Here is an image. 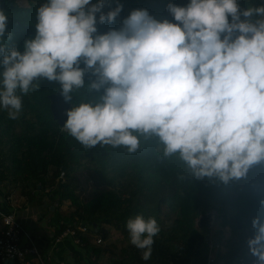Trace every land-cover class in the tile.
<instances>
[{
    "label": "clouds",
    "instance_id": "clouds-1",
    "mask_svg": "<svg viewBox=\"0 0 264 264\" xmlns=\"http://www.w3.org/2000/svg\"><path fill=\"white\" fill-rule=\"evenodd\" d=\"M103 6L104 0H47L23 52L6 47L8 16L0 10V109L9 119L23 108L18 90L26 95L45 78L59 82L69 101L91 71L89 90L103 94L71 107L63 126L85 149L135 152L140 136H155L163 155L178 154L192 176L225 184L264 162V5L241 11L238 0L169 3L175 22L135 9L120 29L99 34L97 13L99 23H112L122 10L104 13ZM252 226L249 249L264 264V220L256 216ZM126 227L149 260L160 232L156 218L138 214Z\"/></svg>",
    "mask_w": 264,
    "mask_h": 264
},
{
    "label": "trees",
    "instance_id": "trees-1",
    "mask_svg": "<svg viewBox=\"0 0 264 264\" xmlns=\"http://www.w3.org/2000/svg\"><path fill=\"white\" fill-rule=\"evenodd\" d=\"M45 2L0 0V10L8 16L4 38L7 48L24 51L25 41L36 35L37 9ZM189 2L104 0V13L118 5L122 10L112 23H99L97 13L98 33L120 29L135 9H147L158 20L175 22L168 11L169 3L186 6ZM238 4L243 11L264 5V0H238ZM9 32L11 40L7 38ZM80 67H84L83 61ZM3 70L0 63V72ZM84 79L85 86L72 92L70 108L81 102H98L103 94V88L99 92L89 90L88 84L96 79L91 71H86ZM34 83L37 89L26 95L18 90L23 108L17 119H9L7 111L0 109V183L6 191L14 188L35 201L49 197L56 204L70 205L88 195L87 201L97 207L95 216L90 217L83 207L75 208L68 216L71 225L82 222L107 241L110 228L119 229L122 237L118 250L115 241L105 244L107 251L115 250L119 255L111 264H206L212 250L228 264H236L238 255L250 251L248 240L256 234L252 220L256 216L264 220V162L253 165L245 177L225 184L218 177L192 176L178 154L163 155V146L155 136H140V147L135 152L124 146L101 144L85 149L63 130L51 111L49 95L61 89L60 83L45 78ZM86 172L91 177L88 187L82 177ZM207 211L215 213L210 227L198 222ZM138 214L145 219L155 217L160 226L147 261L143 259L144 250L131 244L126 227L127 220ZM65 226L60 224L55 235ZM226 227L228 237H224ZM211 234L218 240V247L209 244ZM77 235L79 242L91 247L88 234ZM221 245H225L223 251ZM90 264L101 263L91 259Z\"/></svg>",
    "mask_w": 264,
    "mask_h": 264
},
{
    "label": "crops",
    "instance_id": "crops-1",
    "mask_svg": "<svg viewBox=\"0 0 264 264\" xmlns=\"http://www.w3.org/2000/svg\"><path fill=\"white\" fill-rule=\"evenodd\" d=\"M86 197L89 199V196L85 195L79 202L72 205L64 202L56 204V207L50 205L48 207L49 199L46 197L35 201L34 198L29 199L25 194H13L12 190L6 191L5 186L0 184V211L13 212L15 217L23 223L25 231L33 237L38 254H29V256L37 264H90L91 259L101 264H111L119 258V255L115 250L107 251L105 244L109 241H120L122 236L119 229L110 228V240L107 241L102 237V243L98 244L94 242L92 236L100 234L88 227L89 244L91 247L94 246L93 250L71 236L56 238L58 234L55 235V231L60 224L71 225L72 218L68 215L75 208L83 207L90 217L95 216L97 207L84 200Z\"/></svg>",
    "mask_w": 264,
    "mask_h": 264
},
{
    "label": "built area",
    "instance_id": "built-area-1",
    "mask_svg": "<svg viewBox=\"0 0 264 264\" xmlns=\"http://www.w3.org/2000/svg\"><path fill=\"white\" fill-rule=\"evenodd\" d=\"M78 232L82 235L88 234V228L80 223L76 226L67 225L58 233L56 238L60 239L71 236L79 242ZM92 238L98 244L103 241L101 235L98 234L92 236ZM209 244L215 247L219 246L218 240L215 237H210ZM29 254H38L37 245L33 237L25 231L23 223L15 217L13 212L0 211V262L12 259L16 264H37ZM226 263L223 257L216 256L215 250H212L206 260V264ZM236 264H259V262L257 257L253 256L250 251H247L244 255L236 257Z\"/></svg>",
    "mask_w": 264,
    "mask_h": 264
},
{
    "label": "water",
    "instance_id": "water-1",
    "mask_svg": "<svg viewBox=\"0 0 264 264\" xmlns=\"http://www.w3.org/2000/svg\"><path fill=\"white\" fill-rule=\"evenodd\" d=\"M50 97V108L53 113V116L57 119V121L64 126L67 120V112L70 109V100L66 101L61 94V89L53 92L49 95ZM215 213L214 211H207L200 215L198 222L200 224H205L210 227L214 221ZM0 264H14L12 259H8L6 261L0 262Z\"/></svg>",
    "mask_w": 264,
    "mask_h": 264
},
{
    "label": "rangeland",
    "instance_id": "rangeland-1",
    "mask_svg": "<svg viewBox=\"0 0 264 264\" xmlns=\"http://www.w3.org/2000/svg\"><path fill=\"white\" fill-rule=\"evenodd\" d=\"M82 177H83V179L85 181V183H84L85 187H88L89 182L91 181V177L87 174V172ZM12 192H13V194H19L20 193L17 189H14V188L12 189ZM46 198H49V197H46ZM84 200H88L87 197L84 198ZM49 201H48V207H50V206L56 207V201H54V200H49ZM224 233H225L224 237H228L229 231H228L227 227L224 229ZM211 237L214 238L215 236L211 234ZM114 243H115V249L118 250L119 242L115 241ZM221 246H222L223 249H225V247H224L225 245L224 246L221 245Z\"/></svg>",
    "mask_w": 264,
    "mask_h": 264
}]
</instances>
